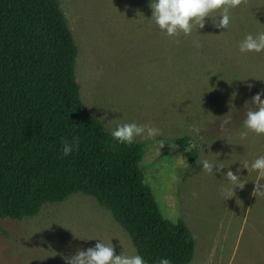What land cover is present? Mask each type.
I'll return each mask as SVG.
<instances>
[{
  "label": "rangeland",
  "instance_id": "rangeland-1",
  "mask_svg": "<svg viewBox=\"0 0 264 264\" xmlns=\"http://www.w3.org/2000/svg\"><path fill=\"white\" fill-rule=\"evenodd\" d=\"M150 2L61 0L79 47L76 77L83 102L111 131L121 121L161 130L154 139L135 141L144 144L141 167L163 214L181 219L184 209L198 230L197 254L188 264H264V196L252 195L257 173L241 169L237 174L248 182L226 200L221 187L228 181L199 164L222 161L236 172L264 155V135L247 132L243 124L245 102L254 107L249 100L264 90V52L239 51L247 34L264 31V0L232 9L227 29L215 27L209 17L203 29L178 38L167 37L151 21ZM194 39L203 46L194 47ZM227 113L231 123L220 129L218 119ZM182 136L190 137L186 148L177 142ZM220 205L225 213L212 239L211 228L194 217ZM99 239L112 241L118 255L138 254L107 207L91 194L74 192L46 203L36 215L0 217V264H66L63 256L94 247Z\"/></svg>",
  "mask_w": 264,
  "mask_h": 264
},
{
  "label": "trees",
  "instance_id": "trees-1",
  "mask_svg": "<svg viewBox=\"0 0 264 264\" xmlns=\"http://www.w3.org/2000/svg\"><path fill=\"white\" fill-rule=\"evenodd\" d=\"M78 52L61 0H0V217L33 216L81 191L111 211L146 263H190L194 233L163 214L141 167L144 144L120 143L87 110ZM74 137L65 156L62 141ZM189 156L195 164L197 150Z\"/></svg>",
  "mask_w": 264,
  "mask_h": 264
},
{
  "label": "clouds",
  "instance_id": "clouds-1",
  "mask_svg": "<svg viewBox=\"0 0 264 264\" xmlns=\"http://www.w3.org/2000/svg\"><path fill=\"white\" fill-rule=\"evenodd\" d=\"M247 3L248 0H151L150 8L152 15L150 19L167 37L178 38L181 35L190 37L194 30L199 31L205 27L206 18L209 17L212 19L215 27L227 29L232 20L231 10ZM141 13L139 10L137 11L138 17L141 16ZM175 42L178 44L180 41L176 39ZM193 46L200 48L203 45L198 39H194ZM239 51L240 53L264 52V31L255 35L251 33L247 34L239 43ZM262 97H264V90L251 97L249 101H251L254 107H248V101L245 102L246 111L243 121L247 132L255 133L258 136L264 135V99ZM113 111L117 110L113 109ZM229 113L222 116V119H218L220 121V129H224L231 123L232 117ZM216 121H213V123ZM247 132L241 133V138H244ZM159 134H161V130L153 124H138L136 122L123 121L118 123L115 130L111 132L114 139L120 143L127 144H132L137 137L150 140ZM62 143L63 154L67 156L72 153L73 145L78 148L80 141L78 137H74L71 142L62 141ZM163 145L164 143L161 142V148ZM199 164H202V171L206 173L215 174L214 169L222 173L224 179L228 181V185L221 187V194L226 200L235 196V189L237 187L243 189L248 182L243 181L241 176L237 174L241 169H247L249 174L252 172L257 173L252 195L256 197L264 196V155L258 156L251 163L247 161L243 162V167L238 168L236 172H233L222 161L213 163L208 159H203ZM226 167L229 170L224 172L223 170ZM192 195L193 197H197L198 193L193 192ZM237 203L240 204L239 200H237ZM63 259L66 261V264H146L144 258L139 254L128 255L124 251L119 255L116 254L112 241L106 243L102 239H99L94 247H89L86 250L82 248L78 249L74 255L63 256ZM159 264H171V261L168 258H163L159 261Z\"/></svg>",
  "mask_w": 264,
  "mask_h": 264
},
{
  "label": "crops",
  "instance_id": "crops-1",
  "mask_svg": "<svg viewBox=\"0 0 264 264\" xmlns=\"http://www.w3.org/2000/svg\"><path fill=\"white\" fill-rule=\"evenodd\" d=\"M216 206H214L213 208V212L212 214L210 215H202V213L198 214L194 217V222L196 221V219L198 220H201L202 222L205 223V225H207V227L211 228L210 232H211V235L210 237L213 239V237H216L217 233L220 231L221 229V224H222V221H223V216H224V213H225V207H223L222 205H220V207H218V209L216 210L215 209ZM183 211V220L186 221V223L189 225V227L191 228V230L193 231L194 233V236H195V240H196V247H195V254H194V257L196 256L197 254V249H198V245H199V233H198V230L196 231V226L193 224V220H191L187 214L184 213V209H182ZM219 213V214H218ZM167 217V216H166ZM169 218V217H168ZM171 219V218H170ZM180 218L174 220V219H171L173 221H178ZM209 230L207 231V238H208V241H209ZM193 257V259H194ZM192 259V261H193ZM191 261V262H192Z\"/></svg>",
  "mask_w": 264,
  "mask_h": 264
}]
</instances>
